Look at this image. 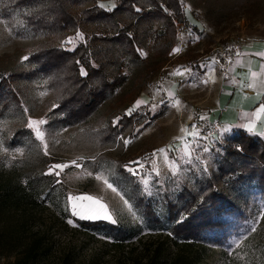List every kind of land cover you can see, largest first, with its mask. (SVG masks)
<instances>
[{
	"label": "rangeland",
	"instance_id": "rangeland-1",
	"mask_svg": "<svg viewBox=\"0 0 264 264\" xmlns=\"http://www.w3.org/2000/svg\"><path fill=\"white\" fill-rule=\"evenodd\" d=\"M178 1L187 20L177 25L166 63L129 96L139 68L164 58L156 53L163 41L157 22L129 31L142 65L97 41L108 34L106 24L81 19L90 6L112 11L123 0L71 6L78 25L61 41L26 28L19 12L5 17L0 5V78H8L16 97L0 113V189H10L9 199L0 192V264H147L155 252V264H173L177 249L184 263L264 264V189L235 173L219 178L222 169L240 164L229 157L239 132L211 117L233 56L264 42V0ZM79 44H95L122 62L108 71L110 80L120 74L124 81L86 122L65 127L49 81L25 73L43 46L72 51ZM33 177L48 189L36 206H15L13 196L23 195ZM209 180L234 208L219 203L213 224L190 246L171 233L172 211ZM97 201L106 213L89 218ZM182 218L180 212L174 220Z\"/></svg>",
	"mask_w": 264,
	"mask_h": 264
},
{
	"label": "trees",
	"instance_id": "trees-1",
	"mask_svg": "<svg viewBox=\"0 0 264 264\" xmlns=\"http://www.w3.org/2000/svg\"><path fill=\"white\" fill-rule=\"evenodd\" d=\"M88 3H94V0H0L2 14L5 17H10L13 12H19L26 28L34 33L46 31L58 41L66 39L68 33L78 25L76 18L70 12V7ZM146 4L138 0H123L120 6L112 11L93 5L81 12L84 23L102 22L108 26V34L97 41L105 45H113L119 55L142 65L145 61L138 52L137 36L130 35L129 31L132 28L137 30L143 23L153 22H157L163 28L161 36L163 41L156 48V53L164 57L163 60L139 68L138 77L128 96L136 93L139 89L138 84L143 83L144 78L164 66L166 56L174 47L178 26H183L187 20L178 0H146ZM136 7L139 8L138 11L135 10ZM124 20L128 22L123 23ZM91 47L93 52L90 51ZM102 52L103 50L96 49L95 44L90 46L79 44L72 51L45 45L30 56L31 69L25 73V76L41 77L49 81L56 104L54 112L62 116L60 121L63 126L74 127L86 122L104 101L114 96L117 87L124 81V77L120 74L110 80L111 73L108 67H117L122 62H117L113 56L108 57L106 50L105 54ZM91 56L96 66L91 62ZM145 69L148 73L143 76ZM118 70L120 71V68H117L116 72ZM16 77L18 75H13L11 79L16 80ZM15 99L8 78H0V113ZM235 143L237 147L231 149L229 157L239 161L240 164L237 167L231 165L228 170L222 169L219 178L221 179L224 174L235 173L239 181L256 179L259 187L264 189V142L239 132ZM39 178L42 180V177ZM214 187L211 180L206 181L198 195L190 194L191 197H188L181 210L174 212L175 208H173L171 233L177 238L189 241L190 243L187 244L190 246L196 245L194 240L198 239L199 232H203L213 224L211 219L213 214L220 211L218 204L230 206L232 203L229 194L217 191ZM46 189L48 188L41 185L38 178H29L24 183L23 195L13 196L11 201L19 208L21 205L36 206L41 193ZM0 192L3 193L4 200L10 198L8 185L2 186ZM230 207L234 208L233 205ZM180 212L183 213V218L177 222L174 219L180 217ZM120 234L122 235L121 232ZM154 257L148 260L147 264H155ZM180 257V251L177 249L173 264L176 262L191 264L180 261Z\"/></svg>",
	"mask_w": 264,
	"mask_h": 264
},
{
	"label": "crops",
	"instance_id": "crops-1",
	"mask_svg": "<svg viewBox=\"0 0 264 264\" xmlns=\"http://www.w3.org/2000/svg\"><path fill=\"white\" fill-rule=\"evenodd\" d=\"M227 74L211 117L220 128L264 142V42L243 47Z\"/></svg>",
	"mask_w": 264,
	"mask_h": 264
},
{
	"label": "snow or ice",
	"instance_id": "snow-or-ice-1",
	"mask_svg": "<svg viewBox=\"0 0 264 264\" xmlns=\"http://www.w3.org/2000/svg\"><path fill=\"white\" fill-rule=\"evenodd\" d=\"M79 35V34H78ZM82 38V37H81ZM70 42V41H69ZM26 59V58H25ZM251 86V85H250ZM36 123H39V124H43L44 121L43 120H40V121H30L29 122V127H31L33 124H36ZM36 135L38 138H43V132L41 130H37L36 131ZM135 163H138V162H135ZM53 168H63V167H66V165H55V166H52ZM58 175V173H56ZM135 174V173H134ZM109 187H111V185H109ZM88 199H91V197H89ZM96 203L99 204V202L97 201ZM100 212H105L106 213V205L104 204H99V208L96 209V210H93V214L92 216H90L89 218H98L99 216V213ZM77 213L74 212V215H76ZM81 218H84V217H81ZM108 219H111L110 216H107Z\"/></svg>",
	"mask_w": 264,
	"mask_h": 264
}]
</instances>
